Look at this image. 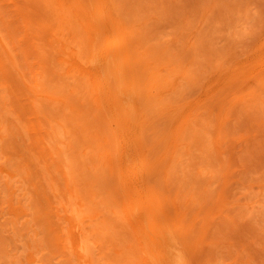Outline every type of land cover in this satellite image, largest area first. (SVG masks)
I'll return each instance as SVG.
<instances>
[{
  "label": "rangeland",
  "instance_id": "1",
  "mask_svg": "<svg viewBox=\"0 0 264 264\" xmlns=\"http://www.w3.org/2000/svg\"><path fill=\"white\" fill-rule=\"evenodd\" d=\"M70 192L114 264H264V0H0V264H85Z\"/></svg>",
  "mask_w": 264,
  "mask_h": 264
},
{
  "label": "bare ground",
  "instance_id": "2",
  "mask_svg": "<svg viewBox=\"0 0 264 264\" xmlns=\"http://www.w3.org/2000/svg\"><path fill=\"white\" fill-rule=\"evenodd\" d=\"M57 6H58V5H57ZM58 11H59V10H58ZM59 16H60V15H59ZM109 56L111 57V53H110ZM110 57H109V58H110ZM252 60H253V59H252ZM244 64H245V63H244ZM244 68H246V67H244ZM248 68H250L249 65H248ZM242 69H243V68H242ZM246 69H247V68H246ZM250 69H251V68H250ZM245 71H246L245 74H244V78H245V79H244V78H242V79H244V80L248 79V80H249V78L252 77V73H251L252 71H249V70H245ZM239 74H240V72H239ZM242 77H243V76H242ZM253 78H254V77H253ZM255 78H256V75H255ZM233 79H234V78H233ZM240 79H241V78H240ZM244 80H243V81H244ZM236 83H237V82H236ZM92 84H93V83H92ZM247 84H248V83H247ZM223 85H224V84H223ZM242 85H243V84H242ZM97 87H98V85H97ZM73 88H74V87H73ZM71 89H72V88H71ZM74 90H75V89H74ZM76 91H78V90L76 89ZM70 92H71V91H70ZM72 92H73V91H72ZM74 92H75V91H74ZM252 92H253V91H252ZM78 93H79V91H78L76 94H78ZM257 93H258V92H257ZM71 94H72V93H71ZM76 94H75V95H76ZM258 94H259V93H258ZM95 95H96V94H95ZM95 97H96V96H95ZM97 97H98V96H97ZM93 98H94V95H93ZM94 99H95V98H94ZM97 100H98V99H97ZM97 100L95 99V101H97ZM52 101H54V102L57 103V102H58V99H57V100H53V98H52ZM59 102H60V101H59ZM59 102H58V103H59ZM184 119H185V118H184ZM179 125H180V124H179ZM187 125H188V122H187ZM180 126H181V125H180ZM53 127H54V126H53ZM178 128H179V127H178ZM54 130H55V132H54V133H55V137L57 136L56 131L59 130V133H58V137H59V139H58V137H56V138H57V140H56V145H57V143H59L58 141H60V138H61V140H62V134H63V133L61 134V133H60V132H61L60 129H56L55 127H54ZM179 130H180V129H179ZM186 130H187V128H186ZM57 132H58V131H57ZM199 132H200V131H199ZM172 133H173V132H172ZM182 133H183V132H182ZM186 133H187V132H186ZM202 135H203V134H202ZM186 137H187V136H186ZM186 137H185V139H186ZM180 139H181V138H180ZM183 139H184V138H183ZM60 143L63 144L61 141H60ZM118 144H119V143H118ZM59 145H60V144H59ZM59 145H58V146H59ZM173 145H174V144H173ZM58 146H56V150L59 149V148H57ZM60 146H61V145H60ZM118 146H120V145H118ZM169 146H170V145H169ZM174 147H175V146H174ZM59 151H61V150H59ZM103 151H104V150H103ZM108 151H109V150H108ZM169 152H170V151H169ZM169 152H168V153H169ZM95 153L97 154V152H95ZM98 153H99V152H98ZM101 154H102V153H101ZM97 155H99V154H97ZM102 155H103V154H102ZM166 156H167V155H166ZM97 157H98V156H97ZM99 157H100V156H99ZM103 157H104V156H103ZM175 158H176V157H175ZM98 159H99V158H97V161H98ZM173 159H174V158H173ZM94 160H95V159H94ZM174 160H175V159H174ZM97 161L95 162L96 164H97ZM99 161H100V160H99ZM102 164H103V163H102ZM161 164H162V163H161ZM70 171H72V170H70ZM70 171H69V172H70ZM72 173H73V172H72ZM157 173H158V171H157ZM157 173H156V174H157ZM70 175H72L71 178L74 177V176H75V177H79V176H76V175H74V174H70V173H69L68 176H70ZM73 175H74V176H73ZM94 175H95V174H94ZM96 175H97V174H96ZM154 176H156V175H154ZM150 177H151V174H150ZM94 178H95V176H94ZM158 178H159V177H158ZM158 178H157V180H159ZM69 179H70V178H69ZM73 179H74V178H73ZM95 179H96V178H95ZM143 179H144V178H143ZM80 180H81V179H80ZM150 180H151V179H150ZM68 181L71 182L70 180H68ZM85 181H86V180H85ZM91 181H92V180H91ZM116 181H117V180H116ZM154 181H155V180H154ZM75 182H76V181H75ZM149 182H150V181H149ZM157 182H158V181H157ZM71 183L73 184V182H71ZM71 183H70V185H71ZM84 183H85V182H84ZM91 183L94 184L93 181H92ZM75 184H76V183H74V185H75ZM85 184H86V183H85ZM88 184H89V183H88ZM77 185H78V184H77ZM79 185H80V182H79ZM79 185H78V186H79ZM152 185H153V184H152ZM163 185H164V184H163ZM78 186H77V187H78ZM85 186H86V185H85ZM89 186H91V185H89ZM150 186H151V185H150ZM70 187H72V189H74V191H75V189H76L75 192H78L79 187H78V189H77V187H76V188H75V187L73 188V186H70ZM86 187H87V186H86ZM92 187H93V186H92ZM87 188H88V187H87ZM93 188H94V187H93ZM152 188H153V187H152ZM70 189H71V188H70ZM89 189H90V187H89ZM145 189H146V188H145ZM82 190H83V189H82ZM154 190H155V189H154ZM94 191H95V190H94ZM149 191H150V190H149ZM75 192H74V195H72V193L70 192V194L72 195V196L70 195V198H72V197L74 196V198L79 199V198L76 197V196L80 195L79 192H78V195H76ZM91 192H93V191H91ZM95 192H96V191H95ZM81 194H82V193H81ZM86 194H87V193H86ZM87 195H90V194H87ZM150 195H151V194H150ZM92 196H93V195H92ZM95 196H96V195H95ZM95 196H93V199H92V198H91V199L94 200V197H95ZM80 197H81V196H80ZM84 197H85V196H83V194H82V198H84ZM70 198H69V199H70ZM74 198H72V200H71L72 202L70 201L71 206L68 205L67 208H68V210L70 209L71 212H73V209H75V210H74V211H75V217L79 220V221H78L79 224L81 223V225L85 226V227H83V226L80 227V225H79V231H80V232L78 231L79 234L76 235V236L74 237V240H73L74 242H73V244H71V246L74 245V246H72V248H74V250H75V253H74V254H75V256L78 257L77 259H79V261H81V262L84 261L85 264H103L104 262L107 263V264H114V261L117 260L116 258H119L118 256H120V255L123 256L124 253L122 252V254H121V251H123L124 248H126V250H127V248H128L129 251H126V252H131V253H132V250H130V247H131L130 245L132 244V242H134V241L136 240V239L134 240L133 238H132V239H133L134 241L131 240L132 242H131V244L129 245L130 247L126 245V242H124V244H125V245H124V244H122L123 241H121V245H124V247H121V248H123V250L120 249V251L118 250V252H116V251L113 250V249L115 248V246H116V247L118 246V245H114V243H116L115 241H113L112 244H113L114 246L112 245L113 247H111V249H109V247H106V248L108 249V250H107V249L105 248V245H104V248H102V246H101L102 243L99 245V248H98L97 245L99 244V242H102V241H100V240H102V239L104 240L105 237H108V235H111V234H112V233H111V230H110L109 228H107V225L109 224V223H108L109 221H107L106 219H105V220H104V219H103V220L101 219V218H103V217H102L103 214H100L101 217L99 216V214H98V216H97V217H100V218H98V219H100V221L97 219L96 216L93 217V215H92V218H93V219L90 217L89 212H90L91 214H95V215H96V214H97L96 211H99V209H101V208H100V205H99V207L97 208L95 205H94V206H93V205L91 206L90 203L87 202V203L89 204V208H88V205L86 206V203L84 204V201H85L86 199L89 200L88 198H86L85 200L83 199L84 201L82 202L83 205H85V206H84V207H80L81 204L78 205L79 203L77 204V201H76ZM108 198H109V197H108ZM73 199H74V200H73ZM81 200H82V199H81ZM101 200H104V198L101 199ZM106 200H107V198H106ZM106 200H104V201L106 202ZM108 200H109V199H108ZM110 200H112V199H110ZM110 200L107 201V203L109 202V204H107L106 207H105L104 205H102V206H104L105 208H108V207H109V208L111 209V211H112V207H110V206H112L114 203L111 204ZM73 201H76V202H75V208H73L74 206H72V203H74ZM98 201H99V200H98ZM78 202H79V201H78ZM92 202H93V201H92ZM92 202H91V204H93ZM100 202H101V201H100ZM112 202H114V201H112ZM68 203H69V202H68ZM95 203H96V202H95ZM103 203H104V202H103ZM110 204H111V205H110ZM122 204H123V203H122ZM73 205H74V204H73ZM96 205H97V204H96ZM108 205H109V206H108ZM114 205H115V204H114ZM114 205H113V207H114ZM77 206H78V207H77ZM116 206H117V204L115 205V207H116ZM71 207H72V209H71ZM79 207H80V208H79ZM90 207H91V208H94V209H93L92 211H89V210L91 209ZM84 208H85V209H86V208L89 209V210H88V211H89V212H88V214H89V219H88V216L86 217V213L84 214V212L87 211V210H84ZM105 208H104V209H105ZM109 208L107 209L108 211H109ZM81 209H82V210H81ZM117 209H118V208H117ZM117 209H116V208H115V209L113 208V210H114L115 212L117 211V214H116L114 211H112L113 214H112V212H111V214H112V215L116 214L115 217H119V216H117L118 214H120L121 216L123 215V218L128 217V213H127V216H125V213L128 212V211L126 210V207H125V210H126V211H124L125 213L122 211V209L124 210V208L119 209V211L121 210L120 212H119ZM83 210H84V211H83ZM94 210H95V211H94ZM107 210H106V211H107ZM93 212H94V213H93ZM118 212H119V213H118ZM73 213H74V212H73ZM99 213H101V211H99ZM106 213H108V212H106ZM109 213H110V212H109ZM122 213H124V214H122ZM129 213H131V212H129ZM132 213H133V212H132ZM132 213H131V214H132ZM145 213H146V212H145ZM88 214H87V215H88ZM132 215H133V214H132ZM148 215H149V214H148ZM148 215H147V216H148ZM145 216H146V215H145ZM75 217H73V214H72V218L74 219ZM85 217H86L87 219H86ZM105 217H106V216H105ZM115 217H113V218H115ZM142 217H143V215H142ZM70 219H71V218H70ZM85 219H86V220H85ZM107 219H108V218H107ZM121 219H122V217H121ZM121 219H120V220H121ZM125 219H127V220L129 221V217H128V218H125ZM71 220H72V219H71ZM88 220H89V222H87ZM94 220H96V221L98 220L97 223L100 222V224H101V223H105V225L102 224V226H105V227H103V228L100 227L101 225H100L99 223H98V225H97L96 221H95L94 223H91V222H93ZM113 220H114V219H113ZM136 220H137V219H135V221H136ZM80 221H81V222H80ZM82 221H83V224H82ZM101 221H105V222H101ZM106 221H107V224H106ZM111 221H112V219H111ZM114 221H115V220H114ZM117 221H118V220H116V222H117ZM128 221H127V222H128ZM74 222H75V219H74ZM78 222H77V224H78ZM127 222H125V223H127ZM130 222H131V221H130ZM137 222H138V220L136 221V224H137ZM87 223H90V224H89V227H90V228H91L90 225L92 224V228H93V230L89 229V230H90V231H89V230L86 228V227H88V226H87V225H88ZM95 223H96V225H97L98 227L101 228V229L99 228V229H100L99 231H101L102 233H105V236H104V234H103L102 236H100V234L97 233V231H98L97 228H98V227L94 225ZM150 223H151V222H150ZM152 223H153V222H152ZM73 224H74V223H73ZM77 224H76V225H77ZM112 224H113V223H112ZM121 224H122V222H121ZM128 224H129V223H128ZM130 224H131V228H133V231H134L135 228H134L132 222H131ZM93 225H94V226H93ZM99 225H100V226H99ZM114 225H115V224H114ZM123 225H124V224H122V227H125V226H123ZM125 225L127 226V224H125ZM108 226H109V225H108ZM128 226H129V225H128ZM73 227H74V226H73ZM73 227H72V229H73ZM77 227H78V226H76L75 228H77ZM95 227H97V228L95 229ZM109 227L112 228L113 226H111V224H110ZM142 227H143V223H142V222H139V223L137 224V226H136V232H137V231L139 232V230L144 231V229H141ZM75 228L73 229V231H75ZM84 228H85V229H84ZM129 228H130V226H129ZM102 229H103V231H102ZM108 229L110 230V232L107 231ZM122 229H123V228H122ZM122 229H121V231H122ZM77 230H78V229H77ZM127 230L129 231V229H127ZM131 230H132V229H131ZM73 231H72V232H73ZM86 231H88L89 233L86 232ZM118 231H119V230H118ZM91 232H95V233L99 234L98 237H102V238H99V240H98V239H97V238H98L97 236L94 238L95 235L93 236V238H91V235H92ZM106 232H109L110 234H109V233H106ZM138 232L135 233V231H134L133 235H136V234H137V235L140 236V234H141V236H144V235H142V233H140L141 231H140L139 233H138ZM70 233H71V232H70V230H69V233L67 232V236H68V234H69V237H70ZM76 233H77V232H76ZM87 233H88V234H87ZM95 233H94V234H95ZM89 234H90V236L88 237ZM97 234H96V235H97ZM107 234H108V235H107ZM113 234H115V233H113ZM113 234H112V235H113ZM125 234H126V233H124V235H125ZM130 234H131V233H130ZM106 235H107V236H106ZM115 235H116V234H115ZM103 236H104V237H103ZM129 236H130V235H129ZM131 236H132V235H131ZM69 237H67V238H69ZM119 237H120V236H119ZM135 237H136V236H135ZM135 237H134V238H135ZM148 237H150V236H148ZM88 238L91 239V240H92V239H94V240L97 239V243H96V240H95V243H96L97 245H96L95 243L91 242V240H89ZM111 238H112V237H111ZM124 238H127V234H126V237H124ZM128 238L131 239V237H128ZM128 238H127V239H128ZM142 238H145V236L142 237ZM69 239L71 240V237H70ZM69 239H68V241L71 242ZM106 239H107V238H106ZM120 239H122V238H120ZM120 239H119V240H116V241L119 242ZM149 239H150V238H149ZM94 240H93V241H94ZM114 240H115V238H114ZM144 240H145V239H144ZM151 240H152V239H151ZM125 241H126V240H125ZM136 241H138V240H136ZM136 241H135V242H136ZM153 241H154V240H153ZM90 242L93 243V244H95V247H97V250L99 249V252L96 250V248H95L93 245H91ZM71 243H72V242H71ZM137 243L139 244V241H138ZM151 243H152V242H151ZM153 243H155V242H153ZM153 243H152V244H153ZM128 244H129V243H128ZM138 244H137V245H138ZM145 244H147V241L145 242ZM133 245H135V243H133ZM137 245H136V248L139 249L140 247H138ZM140 245H141V244H140ZM153 245H154V244H153ZM92 246H93V247H92ZM144 246H145V248H146V245H144ZM154 246H155V245H154ZM100 247H101L102 249H105V251H104V250H100ZM119 247H120V245H119ZM119 247H117V248L119 249ZM93 248H95L94 251H93ZM112 248H113V249H112ZM154 248H156V247H154ZM157 248H158V247H157ZM115 249H116V248H115ZM150 249H151V248L148 249V244H147V250L150 251ZM95 250H96L98 253H100V254H98L97 252L95 253ZM106 250L109 251L108 253H110L111 250H112L113 253H112V252H111V253H112V254H116V253H117L116 255H118V253L120 252V253H119L120 255H118V256L115 255L116 258H115V259L113 258L114 260H113V259H110V260L113 261V263H111L112 261H110V260L108 261V258H106V256H108V255H107L108 253H105V256L103 257V254H104V252H106ZM102 251H103V252H102ZM133 251H134V250H133ZM135 251H136V249H135ZM135 251H134V252H135ZM149 251H146V252H149ZM72 252H73V249H72ZM93 252H94V253H93ZM114 252H116V253H114ZM126 252H125V255H124V256H126ZM142 252H143V249H142ZM142 252H140V253H142ZM102 253H103V254H102ZM111 253H110V255H111ZM131 253H130V254H131ZM94 254H95V255H94ZM97 254H98V255H97ZM137 254H138V252H137ZM137 254H136V256H137ZM142 254H144V253H142ZM96 255H97V256H96ZM100 255H102V258H100ZM127 255H128V254H127ZM95 256H96V257L99 256V257L96 258ZM113 256H114V255H113ZM109 257L112 258V255L109 256ZM142 257H143V255H142ZM151 257H152V256H151ZM75 258H76V257H75ZM103 258H104V259L106 258L105 260H107V261H104ZM120 258H121V257H120ZM133 258H134V257H133ZM140 258H141V257H140ZM177 258H178V257H177ZM131 259H132V258H130L128 261H126V259H125V261L129 263V261H130ZM134 259H135V258H134ZM142 259H146V258L144 257V258H142ZM178 259H179V258H178ZM151 260H152V258H151ZM131 261H132V262H131ZM131 261H130V264H131V263H132V264H138V263L133 262V259H132ZM144 261H145V260H144ZM144 261H143V262H144ZM108 262H109V263H108ZM136 262H137V259H136ZM105 263H104V264H105ZM144 263H146V261H145ZM144 263H143V264H144ZM147 264H148V263H147Z\"/></svg>",
  "mask_w": 264,
  "mask_h": 264
}]
</instances>
